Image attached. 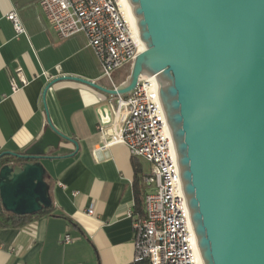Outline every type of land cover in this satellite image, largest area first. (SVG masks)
<instances>
[{
  "label": "water",
  "instance_id": "water-1",
  "mask_svg": "<svg viewBox=\"0 0 264 264\" xmlns=\"http://www.w3.org/2000/svg\"><path fill=\"white\" fill-rule=\"evenodd\" d=\"M145 48L110 96L155 76L202 264H264V0H129ZM46 126L23 159L0 165V204L14 214L51 205L41 160L61 141ZM75 149V150H76Z\"/></svg>",
  "mask_w": 264,
  "mask_h": 264
},
{
  "label": "crops",
  "instance_id": "crops-1",
  "mask_svg": "<svg viewBox=\"0 0 264 264\" xmlns=\"http://www.w3.org/2000/svg\"><path fill=\"white\" fill-rule=\"evenodd\" d=\"M38 1L0 0V152L28 148L42 134L46 113L59 132L76 140L77 149L61 141L50 152L55 157L41 160L52 206L30 222L34 226L0 227V264H132L134 167L140 169L141 208L146 172L121 142L94 150L111 138L116 96L75 79L56 81L43 96L58 76L75 75L105 87L110 82L85 36L60 39ZM11 9L24 28L18 36L5 18ZM103 116L107 131L100 132ZM90 207L93 214L86 211Z\"/></svg>",
  "mask_w": 264,
  "mask_h": 264
},
{
  "label": "built area",
  "instance_id": "built-area-1",
  "mask_svg": "<svg viewBox=\"0 0 264 264\" xmlns=\"http://www.w3.org/2000/svg\"><path fill=\"white\" fill-rule=\"evenodd\" d=\"M38 2L46 21L60 39L79 33L85 36L101 75L111 84L109 87H116L113 72L131 66L143 50L139 35L125 17L120 0ZM5 18L11 22L17 36L24 32L14 9L9 10ZM16 76L20 77V73ZM16 76L9 79L13 90L17 88ZM116 98L109 127L111 138L103 140L94 150L121 142L131 156L141 157L150 164V171L142 178L147 188L142 194V213H132L135 243L132 263L146 260L148 264H202L155 76L139 77L130 93ZM106 127L107 117L103 116L98 129L105 132ZM86 211L94 213L91 207ZM29 224L28 227L34 226Z\"/></svg>",
  "mask_w": 264,
  "mask_h": 264
},
{
  "label": "trees",
  "instance_id": "trees-1",
  "mask_svg": "<svg viewBox=\"0 0 264 264\" xmlns=\"http://www.w3.org/2000/svg\"><path fill=\"white\" fill-rule=\"evenodd\" d=\"M10 161H14V163H20L23 161V159L15 158L13 156H4V159L0 158V165L7 163ZM135 178L133 180V187L135 191V206L137 207L133 213L140 215L142 213V208H141V198H140V189H139V182H138V173L140 172V169L135 166ZM48 182V181H47ZM49 183V182H48ZM52 203L49 207L43 208L39 212H35L32 214H14L13 212L6 211L5 209L2 208L0 204V227H23L32 222L33 220L37 219L41 214L48 212V210L51 208ZM132 264H148L146 260L138 261L137 263L134 262Z\"/></svg>",
  "mask_w": 264,
  "mask_h": 264
},
{
  "label": "rangeland",
  "instance_id": "rangeland-1",
  "mask_svg": "<svg viewBox=\"0 0 264 264\" xmlns=\"http://www.w3.org/2000/svg\"><path fill=\"white\" fill-rule=\"evenodd\" d=\"M83 51H89V49L85 48ZM130 67H131L130 65H126V66L122 67L121 69L115 70L113 72L112 80H113L115 86L118 85L120 82H122L125 79V77L129 73ZM2 159H4V156L1 158V161H2ZM139 160H140V162H141V164L143 166L144 171L146 173H148L150 171L149 162H147L145 159H143L141 157L139 158Z\"/></svg>",
  "mask_w": 264,
  "mask_h": 264
},
{
  "label": "bare ground",
  "instance_id": "bare-ground-1",
  "mask_svg": "<svg viewBox=\"0 0 264 264\" xmlns=\"http://www.w3.org/2000/svg\"><path fill=\"white\" fill-rule=\"evenodd\" d=\"M120 3L122 5V9H123L125 17H127V20L130 22L131 26L133 27L135 32L138 34V28L136 25V16L133 13L132 5L129 4L130 3L129 0H120ZM140 44H141L140 45L141 49H144L145 44L141 40H140ZM201 263H202V260H201Z\"/></svg>",
  "mask_w": 264,
  "mask_h": 264
}]
</instances>
